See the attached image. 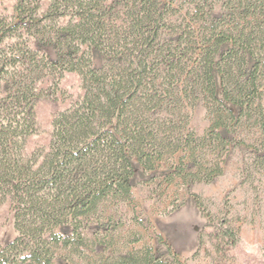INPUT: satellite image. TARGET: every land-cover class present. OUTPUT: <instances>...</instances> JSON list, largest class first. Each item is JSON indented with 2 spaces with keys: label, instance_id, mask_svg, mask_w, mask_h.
Returning <instances> with one entry per match:
<instances>
[{
  "label": "trees",
  "instance_id": "obj_1",
  "mask_svg": "<svg viewBox=\"0 0 264 264\" xmlns=\"http://www.w3.org/2000/svg\"><path fill=\"white\" fill-rule=\"evenodd\" d=\"M159 2L50 0L41 12L39 0H17L0 16V204L11 202L17 231L0 264H170L149 249L100 253L98 235L85 233L104 201L130 196L132 157L152 170L183 152L175 174L210 181L223 171L222 131L245 120L264 132V14L203 39L196 22L173 29ZM65 72L79 75L83 94L53 118L47 150L27 156L36 84ZM200 99L212 119L197 136L185 107Z\"/></svg>",
  "mask_w": 264,
  "mask_h": 264
},
{
  "label": "rangeland",
  "instance_id": "obj_2",
  "mask_svg": "<svg viewBox=\"0 0 264 264\" xmlns=\"http://www.w3.org/2000/svg\"><path fill=\"white\" fill-rule=\"evenodd\" d=\"M159 1L161 6L171 7L165 16L175 24L173 29L180 31L177 25H182L185 30L188 21L196 22L203 39L217 32L214 29L217 25L233 28L243 22L240 18L247 13L264 14V5L259 0L251 11L243 10L244 0L242 3L232 0L230 6L226 5L228 0ZM16 2L0 0V16L11 17ZM39 2L42 12L50 0ZM216 18L220 23L214 21ZM163 30L174 32L169 28ZM92 59L95 67L106 63L96 52ZM261 87L264 94V84ZM36 88L35 128L26 139L27 156L39 148L47 150L53 118L83 94L80 77L75 72H65L60 79L56 75L43 78ZM185 109L189 113L187 129L197 136L209 132L212 116L207 113L205 100H197ZM222 135L227 144L216 153L223 171L210 181H185L175 174L177 165L185 160L183 152L166 155L152 170H144L132 157L130 196L125 200L104 201L98 216L85 229L89 237L98 235L97 250L117 255L149 249L170 264H264V164L261 162L264 132L252 121L243 120L240 124L232 122ZM55 231L66 233L67 229L58 227ZM16 236L14 209L6 201L0 204V246Z\"/></svg>",
  "mask_w": 264,
  "mask_h": 264
}]
</instances>
